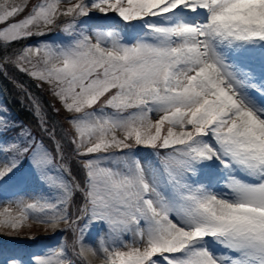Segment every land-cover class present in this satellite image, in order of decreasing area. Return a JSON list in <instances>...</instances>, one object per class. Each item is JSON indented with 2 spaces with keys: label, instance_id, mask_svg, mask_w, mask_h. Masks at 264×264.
Listing matches in <instances>:
<instances>
[{
  "label": "snow or ice",
  "instance_id": "snow-or-ice-1",
  "mask_svg": "<svg viewBox=\"0 0 264 264\" xmlns=\"http://www.w3.org/2000/svg\"><path fill=\"white\" fill-rule=\"evenodd\" d=\"M9 68L56 104L0 107V186L42 189L0 235L62 239L0 264H264V0H0Z\"/></svg>",
  "mask_w": 264,
  "mask_h": 264
},
{
  "label": "rangeland",
  "instance_id": "rangeland-1",
  "mask_svg": "<svg viewBox=\"0 0 264 264\" xmlns=\"http://www.w3.org/2000/svg\"><path fill=\"white\" fill-rule=\"evenodd\" d=\"M51 38L52 37H46V39ZM36 42V40L25 41V44H34ZM1 78L7 81L11 87H9L10 89H8V87L3 89V87H1L2 85H0V107H6L8 109V105L6 104L4 97H8L10 92L20 109L29 115V125L32 127H35L36 125L33 100L38 102L44 110L45 107L50 109L51 105L56 104V101L53 99L51 93L49 94L48 91L44 90L47 87H38V81L29 77L25 73H22L14 68H9L7 70V75H0V79ZM30 85L35 88V90H33ZM57 106L59 105L57 104ZM8 115L13 118L17 124L22 123L19 122V119L17 120L12 117L9 114V110ZM41 190V186L34 182L21 184L9 183L0 186V208L19 197H25L33 194L35 191ZM34 235L37 237L35 240H30L26 236L13 238L8 235H0V250L20 252L27 260L33 253H44L50 248L56 247L58 241L62 239L59 234L53 235L52 233L45 231L40 225L35 226Z\"/></svg>",
  "mask_w": 264,
  "mask_h": 264
},
{
  "label": "trees",
  "instance_id": "trees-1",
  "mask_svg": "<svg viewBox=\"0 0 264 264\" xmlns=\"http://www.w3.org/2000/svg\"><path fill=\"white\" fill-rule=\"evenodd\" d=\"M24 77H26V76H24ZM0 85H2L1 87H3V89L4 88H7V87H8V89H10L9 87H11V85L7 81H5L3 78L0 79ZM33 90H35V88H33ZM44 90L45 91H48V93L50 94V92H49V90L47 88H45ZM4 99L6 101V104L8 105L9 114L12 117L16 118L17 120L19 119V122H22L24 124L26 123L27 125H29V123H30V121H29L30 120L29 115L27 113H25L22 109H20V107L18 106V104L13 99V96H11V93L10 92L8 94V97H6V98L4 97ZM46 108L47 107H45L46 112H48L49 114H52L51 113V106H50V109L49 108L46 109ZM58 119L63 120V116L61 115L60 117H58Z\"/></svg>",
  "mask_w": 264,
  "mask_h": 264
},
{
  "label": "bare ground",
  "instance_id": "bare-ground-1",
  "mask_svg": "<svg viewBox=\"0 0 264 264\" xmlns=\"http://www.w3.org/2000/svg\"><path fill=\"white\" fill-rule=\"evenodd\" d=\"M217 190H219V188Z\"/></svg>",
  "mask_w": 264,
  "mask_h": 264
}]
</instances>
